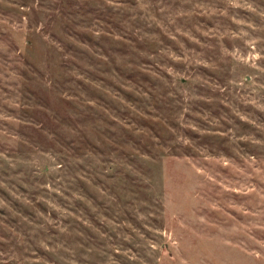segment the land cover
Returning <instances> with one entry per match:
<instances>
[{
    "label": "rangeland",
    "instance_id": "obj_1",
    "mask_svg": "<svg viewBox=\"0 0 264 264\" xmlns=\"http://www.w3.org/2000/svg\"><path fill=\"white\" fill-rule=\"evenodd\" d=\"M0 264H264V0H0Z\"/></svg>",
    "mask_w": 264,
    "mask_h": 264
}]
</instances>
